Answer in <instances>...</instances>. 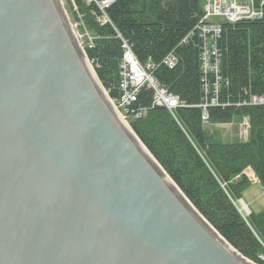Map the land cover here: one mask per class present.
<instances>
[{
  "label": "water",
  "instance_id": "water-1",
  "mask_svg": "<svg viewBox=\"0 0 264 264\" xmlns=\"http://www.w3.org/2000/svg\"><path fill=\"white\" fill-rule=\"evenodd\" d=\"M89 64L59 0H0V264H254L162 176Z\"/></svg>",
  "mask_w": 264,
  "mask_h": 264
},
{
  "label": "trees",
  "instance_id": "trees-1",
  "mask_svg": "<svg viewBox=\"0 0 264 264\" xmlns=\"http://www.w3.org/2000/svg\"><path fill=\"white\" fill-rule=\"evenodd\" d=\"M143 1L115 0L106 11L113 27H100L96 19L90 16L91 11L99 16L98 8L92 5L87 7L83 0H75L87 30L97 37L92 48L85 47V54L99 81L109 91V96H116L117 93L115 88L122 55L121 41L117 35L132 45L140 64L145 65L149 61L155 66L156 80L186 105L175 110V121L169 118L172 122L169 123L171 137L175 142L163 145L154 141L151 128L155 126L149 125L148 121H156L168 112L153 106L151 93L144 89L133 109H143L145 115L134 119L130 127L187 200L219 235L246 259L255 264H264L257 260V255L264 254L259 244V241L264 244V210L256 215L251 214L247 225L234 207L238 196L232 187H243L244 178L236 185L229 184L231 174L227 176L219 168L224 156L232 155L234 161L237 157L232 151L223 153L231 146L220 145L205 128L199 107L203 94L198 44L194 40L181 44L202 14L200 2L156 0L154 4L157 7L161 4L164 7H153L151 10L155 16L146 20L142 18L145 13ZM253 2L256 6L263 3L260 19L223 27L217 74L220 79L219 105L207 109L208 125L229 124L236 117H247L253 125L264 121L261 116L264 105H241L249 103L251 97L264 98V0ZM168 54H173L177 59L172 70L161 65ZM214 77V73L209 74L211 81L215 80ZM256 112H260V115L255 116ZM248 146L253 152L249 165L264 191V130L258 131Z\"/></svg>",
  "mask_w": 264,
  "mask_h": 264
},
{
  "label": "rangeland",
  "instance_id": "rangeland-1",
  "mask_svg": "<svg viewBox=\"0 0 264 264\" xmlns=\"http://www.w3.org/2000/svg\"><path fill=\"white\" fill-rule=\"evenodd\" d=\"M155 1L156 0H144L143 1L142 6L145 5V8H144L145 13L142 17L143 19L150 20L152 17L155 16L154 15L155 13L152 12V10H151V9H153V7H155V6H156V8L164 7L163 4L158 5V7H157V5L154 4ZM162 1H165V0H161V2ZM241 1L244 3L248 2L247 0H241ZM60 2L62 4L63 10L66 13L67 19L71 25V29H72L74 35L76 36L77 40L79 41V44L82 47V49L84 50L85 47L92 48L94 45V40L97 39V37L93 36L92 33L89 30H87L85 24L83 23V16L79 13V11L76 8L77 4L75 3V0H60ZM199 2H200L202 14H201L200 18L198 19L197 23L192 28V30L181 41V44H186L190 40H194L195 42L197 41V44H198V40L201 39L202 37H206L207 39L209 38L213 42L218 40V41H216V43H217L216 45L214 44L212 46H209L208 51H207V49H205L203 53L204 54L208 53V56L210 57V51L211 52L214 51L213 54L215 56L219 55L218 62L220 63V59H221L220 42L222 40V34H223V29H224L223 27L224 26H234L240 22L253 21L252 20L253 18H247L246 16H243V14H240L237 18L232 17L231 14L227 10V6L224 3V0H214V1L213 0H199ZM83 3L87 7H90L91 5L94 6L93 4H90L88 2V0H83ZM111 6H109L108 9ZM96 8H98V7H96ZM90 16L96 19L95 22L100 27L106 26V24L104 26L100 25V23H99L100 21L98 20V16L96 15V13L94 11L90 12ZM204 16H206V18L208 19L207 23L205 25H203L202 24L203 21H201V20H203ZM256 17L257 18H254V20L260 19V17L259 18H258V16H256ZM107 25L113 27L111 21ZM116 37H117V39H119L121 41V44L123 43V41H126L131 46V51H132L133 55L135 56V54L132 50V45L127 40L123 39L120 35H117ZM203 44H204V42H203ZM198 49H199V53H200L202 48H199V46H198ZM216 49H218V50H216ZM203 53H202V55H204ZM169 56H170V54H168L166 56V58L163 59L161 65L166 69L172 70L170 67H168L166 65V59ZM121 58H122V55H121ZM135 58H136V56H135ZM136 60H137V58H136ZM199 60H200V66H201L200 55H199ZM89 63L92 66V63L90 61H89ZM120 63H121V59L119 62L118 71L120 70ZM138 63L140 66H142L144 69H146V72L148 74H151V76L153 78H155L154 77L155 66L153 64H151L149 61L146 62L145 65L140 64L139 61H138ZM208 63L210 64V66H207L206 71H205V64L203 63V57H202L201 79L203 82L201 83V90H202L201 92L203 94V99H202L201 105L199 106L202 109L201 118L204 116V113L206 112V110H204V107H208V108H209V106L210 107H217L219 105L217 88H218V85L220 83V79L217 76L218 68H216L214 65H212V64H214V62L212 60H208ZM219 63H218V66H219ZM92 68H93V66H92ZM93 70H94V68H93ZM211 73L215 74V77H214L215 80L214 81H211V79L209 78V74H211ZM204 74H205V76H204ZM97 79H98V77H97ZM118 82H119V76H118ZM100 84H101V82H100ZM216 84H217V88H216ZM159 86L163 90L166 89L160 83H159ZM102 87L105 89V87L103 85H102ZM116 87H118V83H117ZM144 87L145 86H143L141 90L144 89V90L151 93V91H149V89L144 88ZM141 90H140V92H141ZM106 91L109 94V91L108 90H106ZM166 91H168V90H166ZM207 91H212L213 95L212 96L209 95V93L211 94V92L208 93ZM140 92H139V94H140ZM167 93H169V92H167ZM169 94H171V93H169ZM171 95H173V94H171ZM254 98H258L260 100H263V103H264L263 97H260V98L259 97H251L249 100V103L244 102L241 105L242 106H258L256 103L251 102V101H253ZM152 104H153V106L156 105L153 102V98H152ZM211 104H213V105H211ZM157 107L164 108L168 113L164 114L163 116L158 118L156 121H151V120L148 121L149 125L152 124V126H155L154 128L153 127L151 128V132L154 135L153 139L156 142V144H157V142H159V143L161 142V144H163V145L173 144L175 142V140L172 139L173 136L171 137V131H170V126H169L170 125L169 123L171 121L169 120V118L171 120L175 121L174 112L177 108L174 110H171L166 106L159 105ZM184 107H186L185 104L181 105V107L179 106L178 108H184ZM121 113L124 117H126V120H127L128 124L130 125L134 119L131 120L127 116H125L123 112H121ZM142 115H145V113ZM257 115H260V112H256L255 116H257ZM261 116L264 117V110H263ZM138 118H140V117H138ZM257 120H259V119H257ZM202 121H204L205 128L214 137L215 141H217L220 145H223V146L226 144L231 146V148L229 150L225 149L222 152L223 153H229V151H232L233 152L232 154H235V156L238 158V159L236 158V161H234V160H232V155H230V157L224 156V158L222 159V162L219 166L220 170L225 175L228 176L229 174H231V176L229 177V179H230L229 184L236 185L238 182L241 181V179L244 178L245 184L243 187H241V188L232 187L233 192L236 194V196H238V198L233 203L237 212L238 213L242 212V214H246L249 211L251 214H254V215H256L258 213H262V211L264 210V191H263V188L261 187V185L259 184V181H258L257 177L255 176V174L252 170V167L249 165L250 159H252V156H253V152H252V149L248 145L250 144L251 139H253L256 136V133L258 131L260 132V131L264 130V126H263L264 121L257 122L256 125L251 124V121H249V119L247 117H236L229 124H218V125H208L207 118L203 119ZM236 144H238V145L234 146ZM149 154L151 155L150 152H149ZM241 202L246 206L245 210H243V204ZM239 215H240V213H239ZM253 235H254V233H253ZM255 238L257 239L256 236H255ZM249 261L252 262L251 260H249Z\"/></svg>",
  "mask_w": 264,
  "mask_h": 264
},
{
  "label": "built area",
  "instance_id": "built-area-1",
  "mask_svg": "<svg viewBox=\"0 0 264 264\" xmlns=\"http://www.w3.org/2000/svg\"><path fill=\"white\" fill-rule=\"evenodd\" d=\"M247 1H248L247 3H244L241 0H224V3L226 4L227 10L232 17L237 18L240 14H243V16H246L247 18H253L252 20H254V18H257L256 16H258V18L259 17L261 18L263 15V10H262L263 3L256 6L253 0H247ZM88 2L90 4H93L95 7H98V10L100 11V15L98 16L100 25L104 26L105 24L107 25L108 23H110L106 11L108 7L115 2V0H88ZM207 20L208 19L206 18V16H204L203 20H201L203 21L202 24L205 25L207 23ZM216 41L213 42L211 39L209 38L207 39L206 37H202L201 39L198 40V46L199 48H202L201 52L199 53L201 59V69H202V57H203V63L205 64V71H206V67L210 66L208 60H212L214 62V64L212 65L218 68L219 55L215 56L213 54L214 51L213 52L210 51V57H211L210 58L208 56V53L205 54L203 53L205 49H207L208 51L209 46H212L214 44L216 45L217 44ZM121 50H122V58L120 63L119 82H118V87H116V91H117L116 96H118V98L114 101L116 105L119 104V106H121L122 109L126 111L127 108H129L134 102L137 101L139 92L143 86H145L144 88H147L149 89V91H151L153 102L156 104L155 106H159V105L166 106L169 109L174 110L179 106L181 107V105H184V103L178 97L167 93L168 91H166V89L163 90L159 86V84L155 82L151 74H148L146 72V69H144L142 66L139 65L138 61L136 60L135 56L131 51V46L126 41H123V43L121 44ZM202 53L204 55H202ZM176 64H177L176 57L173 54H170V56L167 57L166 59V65L171 69H173L176 66ZM153 80L155 84L153 83ZM202 82L203 81L201 79V83ZM216 88H217V84H216ZM207 92L208 93L211 92V94L209 93V95L211 96L213 95L212 91H207ZM252 102L262 104L263 100L254 98ZM141 114L142 112H139L138 117H140ZM206 114L207 113L205 112L204 116L202 117V120L207 118ZM138 117H133V118H138ZM261 246L264 249V245L261 244ZM257 260L264 263V254L257 255Z\"/></svg>",
  "mask_w": 264,
  "mask_h": 264
},
{
  "label": "bare ground",
  "instance_id": "bare-ground-1",
  "mask_svg": "<svg viewBox=\"0 0 264 264\" xmlns=\"http://www.w3.org/2000/svg\"><path fill=\"white\" fill-rule=\"evenodd\" d=\"M60 1V0H59ZM95 7V6H94ZM79 42V41H78ZM90 65V64H89ZM90 72H91V75L93 76V78L96 80V74H95V72H94V70H93V68H92V66L90 65ZM119 73H120V70L118 71ZM119 73H118V76H119ZM154 80H155V82L156 83H158L159 84V82L154 78ZM154 80H153V83L155 84V82H154ZM116 89V88H115ZM167 90V89H166ZM104 91V94L107 96V98H109V101H110V103H111V105L113 106V111L115 112V114L117 115V117H118V119L123 123V125L124 126H126V128L129 130L130 129V131H132L133 132V130H132V128L130 127V125L128 124V122H127V120H126V117H124L123 115H122V113L121 112H123L124 113V115L125 116H127L129 119H137V118H133V117H138V115H139V112H142V114H144L146 111L145 110H143V109H140V110H136V109H133V105L136 103V102H134L129 108H127L126 109V111L125 110H123L122 109V107L121 106H119V104H115L114 103V101L118 98V96H109V94L107 93V91L104 89L103 90ZM117 92V91H116ZM116 95H117V93H116ZM114 103V105H113V103ZM252 102V101H251ZM258 106H263L264 105V103H262V104H260V103H256ZM210 107V106H209ZM207 109H208V107H204V110H206L207 111ZM141 114V115H142ZM141 117V116H140ZM204 122V121H203ZM134 133V132H133ZM135 134V133H134ZM140 141V140H139ZM140 144L141 145H143L142 144V142L140 141ZM144 146V145H143ZM143 148V150L145 151V153L146 154H148V152H147V149L146 148H144V147H142ZM171 185H172V187L176 190V192L177 193H180L181 195H183V193L180 191V189L177 187V185L171 180V178L166 174V173H164V170H163V175H162ZM187 202H189V201H187ZM190 203V202H189ZM242 203V202H241ZM191 204V203H190ZM243 204V203H242ZM191 206L193 207V205L191 204ZM194 208V207H193ZM195 209V208H194ZM246 209V206L243 204V210H245ZM196 210V209H195ZM196 212L198 213V215H200L204 220H205V222L207 223V224H209V222L196 210ZM240 213V215L242 214V212H239ZM251 215V213L248 211V213H246V214H242L241 215V218L243 219V221L248 225V221H247V219L249 218V216ZM209 226H211V224H209ZM212 227V226H211ZM213 228V227H212ZM214 229V228H213ZM215 230V229H214ZM216 231V230H215ZM217 232V231H216ZM218 233V232H217ZM219 234V233H218ZM223 238V237H222ZM224 239V238H223ZM225 240V239H224ZM225 242L227 243V244H229L226 240H225ZM259 244H260V246H261V244H263V243H261L260 241H259ZM230 245V244H229ZM228 245V246H229ZM264 245V244H263ZM231 246V245H230ZM232 247V246H231ZM262 247V246H261ZM233 248V247H232ZM234 249V248H233ZM237 251V250H236ZM238 252V251H237Z\"/></svg>",
  "mask_w": 264,
  "mask_h": 264
}]
</instances>
